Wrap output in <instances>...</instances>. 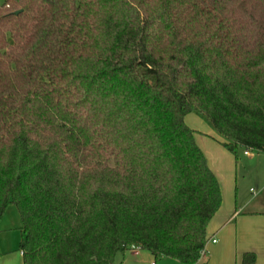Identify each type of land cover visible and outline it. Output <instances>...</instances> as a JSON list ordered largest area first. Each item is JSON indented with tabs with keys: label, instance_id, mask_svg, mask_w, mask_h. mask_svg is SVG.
<instances>
[{
	"label": "trees",
	"instance_id": "16d2710c",
	"mask_svg": "<svg viewBox=\"0 0 264 264\" xmlns=\"http://www.w3.org/2000/svg\"><path fill=\"white\" fill-rule=\"evenodd\" d=\"M187 114L235 160L264 152V0H0V218L15 206L22 264H195L222 197Z\"/></svg>",
	"mask_w": 264,
	"mask_h": 264
},
{
	"label": "crops",
	"instance_id": "0c3cea01",
	"mask_svg": "<svg viewBox=\"0 0 264 264\" xmlns=\"http://www.w3.org/2000/svg\"><path fill=\"white\" fill-rule=\"evenodd\" d=\"M193 130L195 142L219 182L222 197L219 209L206 227L209 242L195 264H241L246 252L254 253V264H264V152L245 153L239 149L240 155L235 160L214 142L218 136L212 131ZM20 240L21 235L19 253L11 251L13 255L3 257L0 264H22ZM126 251L128 255L124 251L117 264H183L169 258L155 261L148 251L140 248L135 253L131 249Z\"/></svg>",
	"mask_w": 264,
	"mask_h": 264
},
{
	"label": "rangeland",
	"instance_id": "374dc122",
	"mask_svg": "<svg viewBox=\"0 0 264 264\" xmlns=\"http://www.w3.org/2000/svg\"><path fill=\"white\" fill-rule=\"evenodd\" d=\"M185 123L190 128L199 130L201 132H206V130L208 129L213 132V130L208 126V124H206L205 121H203L201 118H199L194 114H187L185 116ZM216 136L217 135L215 134V137ZM216 139H218V137H216ZM216 139L214 140V142L222 146L218 141H216ZM238 155H240V152H238ZM20 226H21V221L15 206L8 205L3 215L0 218V261L4 259L3 257L12 256L13 255L12 253L14 252L11 251L16 250L17 254L19 253L18 242L21 233ZM7 250L10 251V254L4 253L7 252ZM125 255H128V251H125ZM121 257H122V253H118L116 255L114 264H117V262L121 259ZM175 263L178 262L175 261Z\"/></svg>",
	"mask_w": 264,
	"mask_h": 264
},
{
	"label": "built area",
	"instance_id": "2783aa9c",
	"mask_svg": "<svg viewBox=\"0 0 264 264\" xmlns=\"http://www.w3.org/2000/svg\"><path fill=\"white\" fill-rule=\"evenodd\" d=\"M244 152L247 153V150H245ZM210 241L213 242V243L216 242L215 239H211ZM208 242H209V241L206 240L205 245H204V248H203V250H202V252H201V255L203 254V252H204V250H205V246L208 244ZM130 249L133 250V252L135 253L136 250L139 249V248H138V247H133V246H132ZM21 253H22V252H21Z\"/></svg>",
	"mask_w": 264,
	"mask_h": 264
}]
</instances>
